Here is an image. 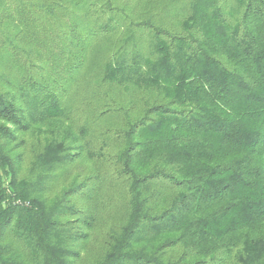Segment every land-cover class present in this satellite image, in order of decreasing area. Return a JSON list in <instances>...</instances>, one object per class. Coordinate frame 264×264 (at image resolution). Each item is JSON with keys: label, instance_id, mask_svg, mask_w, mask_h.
Wrapping results in <instances>:
<instances>
[{"label": "trees", "instance_id": "obj_1", "mask_svg": "<svg viewBox=\"0 0 264 264\" xmlns=\"http://www.w3.org/2000/svg\"><path fill=\"white\" fill-rule=\"evenodd\" d=\"M156 1L0 0V264H264V0Z\"/></svg>", "mask_w": 264, "mask_h": 264}, {"label": "rangeland", "instance_id": "obj_2", "mask_svg": "<svg viewBox=\"0 0 264 264\" xmlns=\"http://www.w3.org/2000/svg\"><path fill=\"white\" fill-rule=\"evenodd\" d=\"M159 3L160 0H157L156 5H159ZM80 105L81 104H78L79 107ZM82 110H85V106ZM118 122L119 121H117L116 119H112L111 126L116 127L118 125ZM88 168L89 167L87 165H80L78 167L76 166L73 168V175H71L68 180H58V182L53 185V191L50 194L51 200L55 199L57 195L59 196L61 193H65L66 191H68V188L72 183L75 174H78L80 177H82L81 179H78L76 181V184L80 183L83 180L85 174L90 171ZM66 200H68L69 203L76 204V207L79 208L78 210H86V208H88L89 206L88 203H86L84 199L78 195H70L66 197ZM96 204L98 205L91 207L92 214L94 216V221L91 223V227L81 228L82 233L85 234L86 238L74 244L76 250L80 254V261L77 260L74 264H92V262L100 256L102 251L105 250V248H108L107 246L111 242V230L121 223V220H119L116 214L117 209L113 204L109 203L107 200H100ZM70 220L72 219L67 218L64 219V222H68Z\"/></svg>", "mask_w": 264, "mask_h": 264}]
</instances>
